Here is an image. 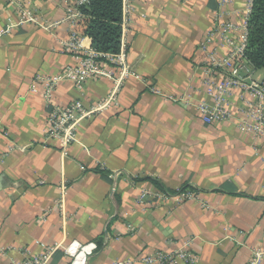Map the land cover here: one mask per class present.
Instances as JSON below:
<instances>
[{"label":"crops","instance_id":"obj_1","mask_svg":"<svg viewBox=\"0 0 264 264\" xmlns=\"http://www.w3.org/2000/svg\"><path fill=\"white\" fill-rule=\"evenodd\" d=\"M76 1L0 0V264L43 246L57 248L48 264H71V243L91 249L84 264H141L182 243L197 264H245L264 249V138L239 128L256 99L235 88L232 117L210 125L196 106L213 104L200 46L227 22L239 44L246 0H129L127 61L137 77L123 85L119 109L78 123L63 155L45 137L50 108L34 78L74 63L61 44L80 33L84 18L68 12ZM207 49L230 52L218 34ZM246 67L260 84L264 71ZM111 86L60 79L52 105L89 106Z\"/></svg>","mask_w":264,"mask_h":264},{"label":"built area","instance_id":"obj_2","mask_svg":"<svg viewBox=\"0 0 264 264\" xmlns=\"http://www.w3.org/2000/svg\"><path fill=\"white\" fill-rule=\"evenodd\" d=\"M122 24L120 48L115 54H100L85 45L86 38L76 30H72L68 38L62 42V52L73 59V64L65 68L58 77L36 76L34 81L42 88V96L47 107L50 108L47 118L46 139L54 140L59 151L66 155L70 146L75 142L76 128L81 120L90 119L94 115L109 108H120V92L128 79L137 77L127 61V45L125 36L127 33L128 17L130 13L129 0H122ZM221 8L228 6V0H217ZM87 3V0H77L69 7V18L82 19L78 8ZM252 0H246V16L243 23L245 34L239 44H235L228 38L229 32L235 29L231 22L219 24L206 36V40L200 46V50L206 53L203 61L205 69L204 86L208 96L213 100L210 106L200 103L196 106L197 112L204 124L225 121L232 116L228 110V98L235 88L251 94L256 101L245 107L246 119L239 124V128L245 132H251L256 138H264V92L259 84L250 75L248 64L243 59L246 45V27L250 14ZM76 29V28H75ZM214 34H218L224 43L230 48L226 57L217 56L216 52H209L207 44ZM3 33L0 32V36ZM103 59V60H99ZM250 68H252L250 66ZM60 79L71 80L79 87L91 80H110L111 89L100 101L84 106L82 102L74 101L66 106L52 105V94ZM34 90V89H33ZM65 188L62 187V192ZM193 194H183L184 199H191ZM145 194L140 195L137 204L145 201ZM188 243L180 244L170 254L153 252L149 255H141V264H197L199 257L190 252ZM56 246L42 247V251L36 256L26 255L18 264H48ZM72 259L71 264H84L86 256L91 254V249L82 247L78 243L69 244L64 250ZM264 259V249H255L245 264H261Z\"/></svg>","mask_w":264,"mask_h":264},{"label":"trees","instance_id":"obj_3","mask_svg":"<svg viewBox=\"0 0 264 264\" xmlns=\"http://www.w3.org/2000/svg\"><path fill=\"white\" fill-rule=\"evenodd\" d=\"M122 0H87L78 11L84 20L80 33L100 54H115L120 48ZM243 59L255 70L264 71V0H252L246 27ZM103 60V59H99ZM264 92V76L261 81Z\"/></svg>","mask_w":264,"mask_h":264}]
</instances>
